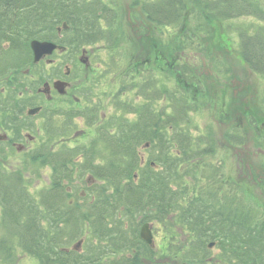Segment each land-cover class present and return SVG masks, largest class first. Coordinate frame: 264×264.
Listing matches in <instances>:
<instances>
[{
    "label": "trees",
    "instance_id": "trees-1",
    "mask_svg": "<svg viewBox=\"0 0 264 264\" xmlns=\"http://www.w3.org/2000/svg\"><path fill=\"white\" fill-rule=\"evenodd\" d=\"M138 4L147 23L158 28L161 38L174 37L172 47L177 58L172 62V69L181 76L183 84L173 83L164 75L158 76L151 67L139 64L135 69L139 77L129 73L131 81L124 80L120 88L135 91L134 96L139 98L138 104H134L136 109L128 104L135 118L123 116L115 121L117 129H113V125L108 124L112 120L105 117L107 123L97 127L96 136L103 145L89 153L92 158L76 157L71 152L73 149L68 155L64 149L57 155L48 147L51 155L47 159L50 163L62 161L65 178L50 182L51 187L40 197L27 189L20 173H15V178L22 182L26 199L0 197L3 229L10 225L16 227L13 240L8 241V236L0 238V248H8L13 257L12 248L16 244L39 264H168L156 260L153 246L140 236L141 225L149 221L148 217L137 222L138 229L131 235L129 229L119 225L113 229L109 225L113 217L115 223L118 217L125 214L134 217L142 209L150 210L149 215L155 214L163 222L167 221L166 216L176 214V222L193 232L194 240L180 252L181 256L177 255L181 263L174 264H221L202 254L209 251L211 241H207L211 239L224 242L228 247L226 264H264V219L254 222L250 209L233 195L221 199L214 191L209 198L202 194L185 198L178 188L184 162L203 161L215 152L214 142L202 139L210 137H196L188 128L192 113L199 109L190 93L191 86L198 80L193 59L204 48L203 39L213 35L216 21L254 16L261 20L257 28L240 25L235 30L242 59L250 70L264 75V6L259 0H138ZM116 10L107 0H0V84L4 83L3 90L7 91L3 105L6 119L0 125L19 135L23 125L16 111L22 113L25 107L36 104L35 96L24 97L40 85L37 80L33 83L29 79L39 65L33 62L32 39L54 40L64 45L62 33L68 31L73 34L68 45L77 50L99 42L114 45L118 38ZM64 23L68 27L59 33L58 27ZM228 27L230 31L232 26ZM9 110L16 112L10 123ZM81 117H87L85 125L89 127L95 126L97 118H103L101 114ZM61 131L57 128L50 138L55 137L52 143L63 148L66 142L60 139ZM228 138L236 145L245 143L240 130L230 132ZM10 140L9 146L14 139ZM3 142L0 141V151L4 149L6 142ZM144 148L147 151H143ZM2 155L0 153L1 158ZM97 156L98 163L94 159ZM84 157L87 158L83 160ZM210 164L211 161H207L203 165L207 178H221V167ZM5 168L0 164V171L12 176L3 170ZM86 172H91L100 182L90 201L95 224L93 239L90 243L84 241L79 250L62 246L60 226L62 222L73 223L76 218L73 201H70L74 192L71 183ZM63 205L65 208L61 211ZM81 212L84 222L90 221L89 214ZM130 236L139 242L133 245V253L115 255L131 247ZM108 241L110 244H106ZM175 246L172 242L167 249L174 251Z\"/></svg>",
    "mask_w": 264,
    "mask_h": 264
},
{
    "label": "rangeland",
    "instance_id": "rangeland-1",
    "mask_svg": "<svg viewBox=\"0 0 264 264\" xmlns=\"http://www.w3.org/2000/svg\"><path fill=\"white\" fill-rule=\"evenodd\" d=\"M107 1L117 9L118 38L114 45L99 42L77 50L68 45V40L73 34L68 31L63 32L67 50H61L53 56L52 59L56 60L54 65L39 64L35 74L32 73L29 78L33 83H37L34 82L35 80L41 82L39 86H42L49 79L65 77L66 65L72 69L70 76L65 77L70 82L67 95H60L57 92L56 97L46 100L43 112L36 118L28 119L25 114L24 117H20L24 133L29 132L34 136L31 142L28 139L23 140L27 149L18 151L17 146H9V142H3L5 144H3L4 149L0 151L3 154L2 158L0 157V164L3 167L6 166V170L12 174V177L6 175L5 171H0V197L6 195L11 199H26L21 189L22 182L13 176L14 173H20L27 189L40 197L44 191H48L51 183L56 179L64 180L65 178L62 161L56 160L57 162L50 163L47 159L51 155L48 147L54 149L57 155L62 149L66 150L68 155V152L73 149L71 152H74L76 157L87 155L92 158L89 153H92V150L100 144L103 145L101 141L96 140V136L97 127L107 123L104 120L105 117L112 120V123L108 122V124L113 125V129H117L115 121L123 116H126V119H134L135 114L131 112L128 104L130 103L136 109L134 104H138L139 98L134 96L135 91H122L120 88L124 80L131 81L130 74L132 76L136 74L135 77H139L140 73H136L135 70L139 64L143 63L151 67L158 76L164 75L173 83L183 84L181 76L172 69V62L177 58L172 47L174 37H160L158 28L147 23L146 17L141 13L138 0ZM259 2L264 6V0ZM229 24L232 26L230 31ZM259 24L261 20L254 16L216 21L213 35L203 39L205 46L193 59L198 77L197 84L191 86L190 90L199 109L192 113V121L188 124V128L196 137L200 135L210 137L202 139L205 141L211 139L214 142L215 152L203 161L184 162L178 180V188L185 198H192L198 194L209 198L214 191L218 192L221 199L226 195H233L244 203L247 209H250L254 215L252 216L254 222L264 219V75L250 70L242 59L235 27L248 25L255 29ZM83 49L87 51L84 56L90 59V64L80 61ZM3 86L4 83L0 84V123L6 119L3 105L7 91L3 90ZM130 90H132L131 87ZM36 91L37 89L33 90L34 93ZM32 95L28 91L24 97ZM16 112L8 111V123L12 121L13 116H16ZM100 114L103 118H97L93 127L85 125L87 117H81L82 115L99 117ZM118 124L117 122V127ZM45 126H49L48 130ZM57 128L63 131H61L63 136L60 138L66 142L63 148L61 145L52 143L55 137L50 138L55 135L53 133ZM238 130L245 136L243 145H236L229 141L228 134ZM3 134L0 127V135ZM143 151L147 150L144 148ZM86 158L84 157L83 160ZM94 159H97L96 163L99 162L98 156ZM207 161H211V167H221L223 170L221 178L220 176L211 180L207 178V172L203 167L204 162ZM250 170H253L255 175ZM74 181L71 183L74 192L70 200H73L72 210L77 213L76 218L73 223L62 222L60 226L61 244L68 245L70 248L82 239L86 243H90L89 241L93 239L92 232L95 224L92 222L94 214L90 210V201L92 193L96 192L100 182L91 172H86ZM220 186L221 188H218ZM81 192L85 195L81 196ZM63 208L65 205L61 207V211L64 210ZM81 211L89 214L90 221L84 222ZM138 212L140 213L134 217L126 214L118 217L115 223L113 217L112 222L108 221L109 225H112L113 229L116 225L129 229L128 234L131 235L138 229L137 222L144 216L148 217L155 232L153 256L160 262L181 263L182 259L177 255L181 256L180 252H183L194 240L193 232L181 225L182 223L176 222V214L166 216L167 221L163 222L157 219L155 214L149 215L150 210L140 209ZM152 213H155L154 210ZM1 216L0 208V219ZM118 219L121 220L118 221ZM2 224L0 220V238L8 236V241L13 240L12 233L16 227L10 225L3 229ZM96 226H99L98 222ZM175 235L177 236L174 238ZM130 239H132L131 236ZM171 241L176 245L174 251L167 249L168 245L172 246ZM210 241H215V244L208 252L202 254L208 259L220 261L221 264L228 263L229 259L225 256L228 247H225L224 242L217 243V239L207 242ZM107 243L110 244V241ZM135 244L138 245L139 242L132 239L131 247L123 248L115 255L133 253ZM12 250L13 257L8 248L5 250L0 248V264H39L35 257L20 246L14 244Z\"/></svg>",
    "mask_w": 264,
    "mask_h": 264
},
{
    "label": "water",
    "instance_id": "water-1",
    "mask_svg": "<svg viewBox=\"0 0 264 264\" xmlns=\"http://www.w3.org/2000/svg\"><path fill=\"white\" fill-rule=\"evenodd\" d=\"M65 27H67L66 24H64ZM31 47L33 49L34 53V61L38 62L40 61L44 56L52 54L56 48H58V44L55 42L45 40L41 41L38 39H34L31 42ZM55 87L61 92L64 93L66 91V86L68 85V82L63 80H57L54 83ZM49 89V88H48ZM47 89V90H48ZM40 107H36L30 110L31 114H34L35 112L39 111ZM141 236L148 242H153V233L148 223L144 224L141 229ZM213 246V243L210 244V247Z\"/></svg>",
    "mask_w": 264,
    "mask_h": 264
},
{
    "label": "flooded vegetation",
    "instance_id": "flooded-vegetation-1",
    "mask_svg": "<svg viewBox=\"0 0 264 264\" xmlns=\"http://www.w3.org/2000/svg\"><path fill=\"white\" fill-rule=\"evenodd\" d=\"M57 52H59V50H56L55 52H54V54H53V56L54 55H56L57 54ZM53 56H47L44 60H42L40 63H42V62H44V63H46L47 65H50V66H52V65H54L55 64V62H56V60H53L52 58H53ZM86 60H88V58H86L84 55L80 58V61L82 62V63H85V61ZM39 63V64H40ZM59 79H64L63 77H61V78H59ZM48 83H50V85L52 84V86H50V91H48L47 90V93L45 92V91H40V90H38V100L39 101H42V100H51V99H53L54 97H56L58 94H57V91H56V89L53 87V83L51 82V81H49ZM66 95V94H65ZM39 105H41V104H39ZM30 136V135H29ZM25 140L26 139H28V141H32V137L30 136L29 138H28V136H26L25 138H24ZM7 141L9 140V137L6 139ZM15 144L14 145H17L19 148H22L23 146H24V148H25V144L22 142V140H21V142H18V143H16V142H14Z\"/></svg>",
    "mask_w": 264,
    "mask_h": 264
}]
</instances>
